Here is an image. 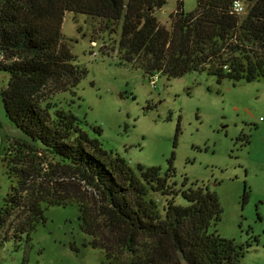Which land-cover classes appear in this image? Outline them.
Returning <instances> with one entry per match:
<instances>
[{"label":"trees","instance_id":"1","mask_svg":"<svg viewBox=\"0 0 264 264\" xmlns=\"http://www.w3.org/2000/svg\"><path fill=\"white\" fill-rule=\"evenodd\" d=\"M167 1L0 0V69L10 76L1 95L6 114L28 136L7 147L11 187L0 231L15 218L12 234L28 239L47 207L74 203L89 244L109 264H241L245 246L214 228L224 212L215 191L188 176L178 187L172 158L164 173L131 167L51 101L75 92L86 74L63 42L67 11L105 18L106 31L120 26L122 61L150 78L207 70L219 80L264 79V0H244L241 13L233 9L237 0H198L189 12L180 0L169 28L155 14ZM152 192L169 196L163 208Z\"/></svg>","mask_w":264,"mask_h":264},{"label":"rangeland","instance_id":"2","mask_svg":"<svg viewBox=\"0 0 264 264\" xmlns=\"http://www.w3.org/2000/svg\"><path fill=\"white\" fill-rule=\"evenodd\" d=\"M179 1L168 0L155 11L168 28ZM182 1L186 12L198 7V0ZM106 22L66 12L63 42L86 74L75 92L55 93L51 101L77 115L91 136L133 168L154 165L164 173L172 158L178 187L188 176L190 183L219 195L224 212L214 228L245 246L241 264H264V79L219 80L207 70L150 78L122 61L121 27L106 31ZM9 77L0 69V207L11 187L7 147L15 138L28 137L4 109L1 91ZM152 196L162 208L169 198ZM176 201L186 198L179 195ZM79 214L74 203L47 207L45 220L28 239L12 234L17 219L11 218L0 231V264H109L104 252L89 244Z\"/></svg>","mask_w":264,"mask_h":264},{"label":"built area","instance_id":"3","mask_svg":"<svg viewBox=\"0 0 264 264\" xmlns=\"http://www.w3.org/2000/svg\"><path fill=\"white\" fill-rule=\"evenodd\" d=\"M244 8H245L244 0L235 1L234 8H233L235 12L241 13L244 11ZM3 59H4V52L0 50V62L3 61Z\"/></svg>","mask_w":264,"mask_h":264}]
</instances>
